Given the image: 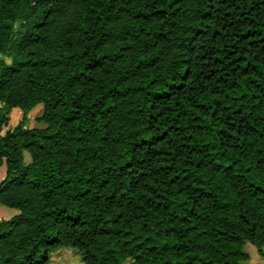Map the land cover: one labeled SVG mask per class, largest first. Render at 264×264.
<instances>
[{
  "label": "trees",
  "instance_id": "16d2710c",
  "mask_svg": "<svg viewBox=\"0 0 264 264\" xmlns=\"http://www.w3.org/2000/svg\"><path fill=\"white\" fill-rule=\"evenodd\" d=\"M4 162L0 264L264 255V0H0Z\"/></svg>",
  "mask_w": 264,
  "mask_h": 264
},
{
  "label": "rangeland",
  "instance_id": "374dc122",
  "mask_svg": "<svg viewBox=\"0 0 264 264\" xmlns=\"http://www.w3.org/2000/svg\"><path fill=\"white\" fill-rule=\"evenodd\" d=\"M43 108H44L43 103H40L32 110L31 114L28 115L27 121L25 122L27 127H33V126L45 127L46 126V123L38 122L36 120L37 116L42 115ZM17 113H18L17 110L11 111L10 121L7 127L5 128V130L9 128H14L22 120L23 112L20 110L19 112L20 116H18L19 114ZM25 160L26 162L31 161V156L27 151L25 152ZM17 211L19 213V210ZM51 264H82V261H81L80 255L77 252H75L73 249L72 250L71 249H61L60 251L52 255Z\"/></svg>",
  "mask_w": 264,
  "mask_h": 264
},
{
  "label": "crops",
  "instance_id": "0c3cea01",
  "mask_svg": "<svg viewBox=\"0 0 264 264\" xmlns=\"http://www.w3.org/2000/svg\"><path fill=\"white\" fill-rule=\"evenodd\" d=\"M12 110H17V114L20 112V108H13ZM44 110V108H43ZM22 111V110H21ZM32 112V110H31ZM31 112L29 114H31ZM20 116V114L18 115ZM39 117V116H37ZM7 175V165L6 162L0 166V183L5 179ZM18 209L11 208L5 205L0 204V219H10L13 216L18 214ZM245 250L249 253L250 258L247 261L248 264H264V255L260 253L258 248L252 243L248 242L245 245Z\"/></svg>",
  "mask_w": 264,
  "mask_h": 264
}]
</instances>
